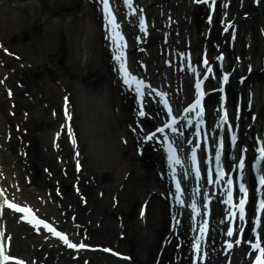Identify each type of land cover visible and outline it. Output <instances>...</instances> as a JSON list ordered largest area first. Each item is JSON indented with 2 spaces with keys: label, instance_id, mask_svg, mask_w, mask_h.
<instances>
[{
  "label": "bare ground",
  "instance_id": "bare-ground-1",
  "mask_svg": "<svg viewBox=\"0 0 264 264\" xmlns=\"http://www.w3.org/2000/svg\"><path fill=\"white\" fill-rule=\"evenodd\" d=\"M14 1L21 2L22 0ZM42 1V6H20L16 4L12 7L8 5V16L5 14L0 15V38L16 42L14 48L22 54L21 61L12 60L9 57L3 59L8 62V66H3L0 61V78L7 72L11 75L7 79L5 86L0 84V90H6L8 84L14 85L13 80L16 79L19 72L24 70L22 74L26 85L25 91H30V96L34 100L32 102L30 98H26L23 95V90L18 87L15 88L16 94L13 100H15L16 104L13 110L16 116L12 117L9 115V111H12L11 100L6 98L4 92L1 93L0 91V152L4 160V168L9 178L12 179V182H18V187L15 186L16 190L18 188H21V190L17 194L20 197L31 200L38 199V196H40L38 190H45L47 187L52 186V182L54 181V178L50 182L46 181L45 174L40 173L39 165H42L41 167L45 165L50 166L54 171V176L58 177L59 166L53 161V152L51 150L44 151L42 147L45 141L47 142L46 138H49L50 131L54 127L56 128L58 122L48 115L45 108L41 107L42 101L47 100L51 102V108L60 106V97L58 95L60 90L52 78L54 74L58 73L65 87L67 86L69 89L74 88V91H72L75 116L73 123L77 130L79 144L82 145V153L85 155L84 168L90 174L95 175L99 186L104 190V198L99 200L95 197V193H93V186L85 188L86 193L89 195V201L96 203L90 217L95 218L97 212L105 213L102 223V233L99 237L103 238L105 235L111 236V234L106 233L114 230L116 224L115 216L117 213L122 212L126 230L129 232L127 237L129 244L127 246L124 244V246L128 248L131 245L140 252L139 256L135 258V264L153 263L159 249L161 237L167 231L169 220L167 204L160 197L158 198L154 194L151 195L147 209L148 220L145 227L146 230H143L136 222L134 209L143 197H147L152 192L151 189L163 187V183L159 184V180L153 174V162L145 161L149 156L148 154L144 157L145 162L140 170L137 169L132 160L125 158V155L129 152V148L135 145L133 140H129L130 145L128 148L120 142H116L119 133H121L120 135H129L125 124L126 122L133 121V103L129 96L121 94L119 85L114 82L116 79L114 73H112V65H110L105 47L102 46L100 22L96 18L97 10L94 5L85 3L84 0H57L52 6L46 1ZM153 1L163 4L165 14L171 11L170 14L176 17L177 24L171 27L172 36L166 43L159 44V34L152 33L151 39L153 41L151 44L153 45L152 47L150 46L152 49L149 50V54L152 57H148V63L152 65L151 72L155 74H152V77L157 76L161 78L163 74L162 66L157 63L160 55L156 51L158 52L159 49L166 54V50L168 49H181L182 45H187L188 48H192L193 51L197 52L203 45H207L213 50L212 40L217 41L223 48L226 47L218 38L217 30L219 28L217 20L221 18L220 12L216 13L214 17V25L211 26L210 30V39H206L204 34L209 26L202 22L200 18V14L204 12L203 5L194 7L193 4L187 3V0H145L147 5H149L148 9L151 15L155 17V21L158 24L160 18L156 6L152 3ZM231 1L230 12L224 21L227 22L233 18L237 24H240V40L236 43L234 50L237 53H245L246 55L250 53L252 61L258 64L256 68L260 69L261 56L264 57V41L258 36V25L264 24V9H255L246 1L243 5L244 7L240 8L241 4L238 3L240 0ZM165 2L169 4L168 7H166ZM33 7L40 11L37 17L32 16ZM247 11L251 12L250 15L252 17L244 20L243 15ZM190 15H193L191 24L188 23ZM167 18L168 16L163 17L166 20L165 24L167 23ZM12 23H17L20 26V33L18 35L13 32ZM164 30H169L167 24ZM248 30L251 32L253 39L249 53L240 44L241 39L244 40V33L246 34ZM176 32L179 35H176ZM154 58L157 64L153 62ZM228 60L229 63H233V60L229 56ZM26 61L27 63H31V68L27 66L25 69L22 68L21 63H25ZM45 62H49L52 65V69H48ZM237 66V68L241 67V65L240 67L239 65ZM11 68H15L17 71L13 73ZM157 69L160 71L159 75L155 73ZM62 70L64 74H62ZM165 72L166 75L169 74L168 70ZM93 77L96 79H93L95 81L91 82L90 80ZM252 77L254 78L252 88L255 89L257 97L255 107L258 110L259 117L254 129L260 133L264 128V72H258L255 76L253 74ZM41 83L42 86H40ZM233 88H235V84L232 81L230 86L231 91ZM241 89L243 90L244 86H241ZM40 92L43 93L42 98L38 97ZM185 92H188L187 89L183 90L182 96ZM24 109H29L30 115L26 122H21L19 120L22 119L21 114ZM9 123L11 125L13 123H21L22 126L30 128L29 134L25 138H31L33 143V148L30 149L29 161L35 171L33 176H31L32 184L29 186L25 184L26 179H23L24 171L21 164L23 158L16 154L19 147L18 133L15 129H12L10 131V141L7 142L4 139L8 133L6 132V125ZM63 146L65 148L63 150L64 156H69V146L67 144H63ZM8 150L10 153H7ZM157 158L159 159L158 156H154L153 160H157ZM10 161L11 165L15 162L12 168H9ZM126 171L130 172L128 180H124L122 177ZM13 174H17L16 177H13ZM121 179H123L125 184L119 194L118 199L120 202L118 207L114 211L112 209L109 210L108 206L103 207L105 205L104 201L109 198L111 191L116 190L118 185L122 183L120 182ZM68 181L65 178L61 179V184L66 194V200L63 201L64 208L67 207V202L75 204L78 213L77 221H83L85 218L83 212L86 208L78 207V197L68 190ZM20 228L17 231L18 228L16 226H9V230L14 232L15 246L24 245V241H27L28 245V239L23 241L17 236L22 233L20 231L22 229ZM120 243L122 244L123 242L121 241ZM173 243L174 240L163 251L161 264H165L166 260H172ZM222 257L219 254L215 260V264H221Z\"/></svg>",
  "mask_w": 264,
  "mask_h": 264
},
{
  "label": "snow or ice",
  "instance_id": "snow-or-ice-1",
  "mask_svg": "<svg viewBox=\"0 0 264 264\" xmlns=\"http://www.w3.org/2000/svg\"><path fill=\"white\" fill-rule=\"evenodd\" d=\"M197 3L200 2H205L209 4V7L211 9V11L215 10V6H216V0H196ZM125 3L129 6V8H131V10L133 12L136 11V9L134 7H132V0H125ZM102 4H103V8H104V12L106 13V19L108 20V22L111 24L112 26V36L114 38V40L116 41L117 47H118V52L116 54V60H118L120 62L119 64V68L121 73L123 74L124 77V83L125 84H129L131 85L133 82H135V84L138 86L136 88L137 92L141 91V87L146 83V81H144L143 79H138L136 76L132 75V73L129 71L127 63H126V59H125V51H124V47L126 46V42L124 39V36L122 34V32L119 31V24L117 23V17L116 15L113 13L112 11V7L109 3V0H102ZM211 11L209 12V15L207 16V20L209 23L212 22V14ZM225 16H227V13H224ZM141 25L144 27L145 33L147 32V26L145 24V21L143 19V17L141 18L140 21ZM227 24L231 25L232 21L228 20L226 22ZM225 31H228L227 28L224 29ZM233 39H234V33H233ZM5 51H8V49H5ZM189 55V59H190V53ZM217 60H223L224 59V53L220 52L219 55L216 57ZM170 63V61H169ZM202 63L206 66H208V72H212V67L209 64V59L207 56V53L205 52L204 56H203V60ZM248 71H251V67H249ZM244 77H241V80H243ZM222 81L224 83H227L229 81V73L228 72H224L223 76H222ZM202 81L197 79L196 80V90H197V95L195 98V101L193 103H190L188 105L187 108L184 109V111H189L190 109H194V108H199V110L197 111L196 115L197 116H203L205 113V107L204 104L202 103L206 93L204 88L202 87ZM209 88H211V86H209ZM221 92L224 91L223 88L220 89ZM9 94H11V92H9ZM161 96H165L166 93L161 92L160 93ZM67 100V98H65ZM226 97H221V100H225ZM164 103L167 105L168 101L165 100ZM223 115L220 117V119L222 121H228L229 116H228V110L226 107H224L223 109ZM172 109L169 106V112H171ZM65 115H69V113L66 111ZM140 115L143 116L145 115L144 112H140ZM176 120V117L173 116L172 120L170 121L171 123H174ZM199 123H204L203 120H200ZM158 132H163L164 128H158L157 129ZM155 138L154 134L149 132L147 135H145L144 139L145 140H149ZM236 141H237V135L235 132H233L231 134V142L234 146L239 147L238 145H236ZM73 142H75L73 140ZM224 147V142H223V138H221L220 143H219V147L217 149H215V158L217 161V171L220 172L221 174H224V169L219 167V161L221 159V149H223ZM246 150V146L244 148L241 149V151H245ZM169 151H172V146L169 145ZM258 152H259V157L261 159H264V143H262L259 148H258ZM196 159V153L193 152V160ZM79 167V164L77 165ZM246 166L245 163V157L244 155H241L239 157V168L240 169H244ZM197 176L200 175L199 172V168H197ZM211 171H209V179H211ZM259 179V185L264 186V175H259L258 177ZM228 184L231 186L233 184V180L229 179L228 180ZM176 189L177 191L181 190V185L179 182L176 183ZM2 191V190H0ZM239 199H238V204H234L233 202V192L229 191L228 192V199H227V203L229 205H232L233 208H237L238 207V216L240 221H243L245 219L246 216V203L248 200V188L246 187L245 183H240L239 184ZM183 202V201H181ZM4 204L7 205L8 207L17 210L18 212L21 213H28V215H25L22 217V219L28 220L31 219V222L34 224H39V225H43L44 227H46L51 233H53L55 236L59 237L60 239H62L64 241L65 244H67L69 247L71 248H87L90 247V245L88 244H84V243H79V242H73L71 239H69V237L63 232V231H58L56 227H54L53 225H51L50 223H48L47 220L44 219H40L39 217H37L31 208L24 206L22 207L21 204L19 203H14L12 200L9 199H5L4 200ZM193 208L196 207L195 204L192 205ZM261 210H264V199L259 200V208L255 210L254 215L257 212H260ZM143 214V213H141ZM233 215H236V213H233ZM256 223L259 225L261 223L260 221V217L256 216ZM207 231V222H205L202 226H200V232L201 234L206 233ZM234 231L240 233L241 235L239 236V238H235L234 240H227L225 241L228 248L231 249L235 244H239L242 242V240H244V236L242 235V233L244 232L243 228H232L229 227L227 229L228 235L229 236H233ZM251 232L256 233V236L253 239L248 240V244L250 245L251 249H253V252L251 253L252 256L254 257L251 264H264V237H262L261 233L257 232L256 228H251L250 229ZM3 233H0V264H8V262H17V264H26V262L23 259L18 258L17 256L11 255L8 251H6V246H5V241L4 239H2L3 237ZM96 247H100V245H96ZM192 248L196 249V253L197 256L200 255V244H199V237L197 238V242L192 244ZM107 251L111 252L113 251L111 248L106 249ZM116 255H121V253L116 252Z\"/></svg>",
  "mask_w": 264,
  "mask_h": 264
}]
</instances>
